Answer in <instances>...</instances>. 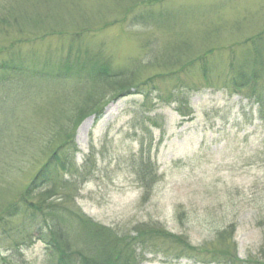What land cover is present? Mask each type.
<instances>
[{"label": "rangeland", "instance_id": "rangeland-1", "mask_svg": "<svg viewBox=\"0 0 264 264\" xmlns=\"http://www.w3.org/2000/svg\"><path fill=\"white\" fill-rule=\"evenodd\" d=\"M37 16L46 24L27 25ZM0 18L18 25L0 21L1 66L17 56L45 64L89 51L134 68L141 84V93L131 89L99 119L82 121L75 147L70 141L79 210L120 234L146 223L188 242L183 251L155 240L141 264H219L229 250L243 264L263 263L264 108L257 95L264 77L242 89L231 80L245 53L255 56L251 71L264 69V0H0ZM26 84L12 92L0 76V189L10 184L0 191L4 208L33 181L74 116L60 109L72 88L67 80ZM174 90L188 98L183 114ZM149 153L159 181L147 189L137 165ZM67 173L54 169L51 179H73ZM227 229L232 248L217 244ZM26 235L17 253L10 240L0 241L1 255L44 264L41 235Z\"/></svg>", "mask_w": 264, "mask_h": 264}, {"label": "trees", "instance_id": "trees-1", "mask_svg": "<svg viewBox=\"0 0 264 264\" xmlns=\"http://www.w3.org/2000/svg\"><path fill=\"white\" fill-rule=\"evenodd\" d=\"M44 18L37 16L27 25L34 24L37 28L39 23L46 22ZM0 21L2 25L18 26L16 20L0 18ZM85 53V57L68 55L63 61L60 58L57 62L45 64L43 60L37 64L31 57L24 58L16 55L18 58H12L3 62L2 66L0 65V76H4L5 81L11 84L12 92L13 88L18 85L24 90L26 83L32 84L35 81H49L53 86L58 80H67L72 88L68 91L66 101H63L60 109L63 116L70 115L74 111V116L69 118L70 122L72 121L71 124L69 121V124L64 123L65 125L61 127L57 135H60L62 140L59 144L53 143V140L50 142L56 145L52 156L36 172L33 181L22 190L20 198L7 204L5 208L1 204L3 200H0V241L3 243L10 240L13 252L17 253L22 242H25L27 232L26 236H29V241H31L34 231H37L47 249V259L44 264H141L142 251L155 240L171 243L185 251L189 247L188 242L180 235L165 233V230L146 223L134 228L132 230L134 233L120 234L112 227L95 222L76 207L75 196L79 182L73 173L78 172V167L75 165V152L72 153L70 141L73 140L71 143L75 147L74 139L78 126L93 115L99 119L110 102L121 95L128 94L131 89L141 93L139 89L141 84L134 68H117L99 58L96 53L89 51ZM254 57L253 53H245V61L240 63V66H237L235 72L232 73L231 82L236 89L244 88L252 79L258 81L264 77V69L257 68L258 70L255 71L249 69L248 62ZM84 70L88 73L80 75ZM172 94L175 100H182L178 102L180 104L178 110L183 114V107L189 106L188 98L178 94L176 90ZM11 96L17 102L18 96L14 94ZM72 96L75 99H69ZM257 98L260 107L264 108V83L259 87ZM69 106H72L71 110ZM260 110L263 115L264 110L261 108ZM60 123L54 124L55 127L58 125L56 129H59ZM6 136L7 134H2V147H4V140L7 139ZM151 144L152 140L150 146ZM7 160L6 156L4 161ZM88 161L89 158L86 164ZM137 167L140 179L147 189L159 181L157 168L151 160L150 153L149 157H144ZM54 169L67 171V174H72L73 179L59 177L51 179ZM4 182L7 183L6 180ZM7 185L10 184L2 185L0 191L7 190ZM44 185L50 187L41 190ZM20 217L22 219L17 225L11 224L12 220L20 219ZM231 229L233 231V227ZM231 229L218 234V245L232 248V244L227 243L226 236ZM23 233L24 236H22ZM233 245L236 249V244ZM213 249L208 248L207 252H210L212 257H217L215 255L220 257L212 251ZM234 253L229 250L224 255L226 258H219L223 259V262L218 263L243 264L244 261ZM262 260L264 261V258ZM249 263L264 264L258 260L254 262L252 259ZM0 264L20 263L15 255H4L3 253L1 255L0 253Z\"/></svg>", "mask_w": 264, "mask_h": 264}]
</instances>
